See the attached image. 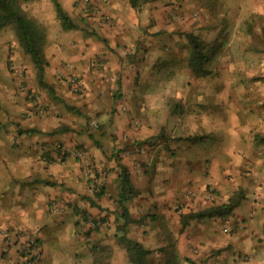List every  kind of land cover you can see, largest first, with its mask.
Segmentation results:
<instances>
[{
    "label": "crops",
    "instance_id": "obj_1",
    "mask_svg": "<svg viewBox=\"0 0 264 264\" xmlns=\"http://www.w3.org/2000/svg\"><path fill=\"white\" fill-rule=\"evenodd\" d=\"M33 1L31 15L49 28L44 73L56 100L46 117L30 111L27 125H10L0 136V226L36 232L42 248L36 264H91L97 240L114 251L110 264H128L117 237L124 223L120 186L126 167L135 187L125 201L127 233L146 247L169 241L181 253L193 240L206 241L208 248L229 241L261 249L264 106L253 104L258 95L249 88L258 84L244 86L243 78L236 83L230 73L194 75L186 34L214 48L228 37V45L239 39L250 48L253 30L246 21L264 17V0H149L138 8L130 0H103L99 12L89 14L82 0H60L79 24L67 30L53 0ZM72 77L80 91L72 88ZM237 96H246L247 103L240 105ZM60 141L82 147L85 155L67 152L63 158L55 145ZM98 179L102 193L84 196ZM239 189L244 198L234 211L206 217L200 235L189 239L197 222L182 227L181 212L221 203L217 192L227 202ZM55 203L66 204L65 212L51 213ZM79 205L88 217L106 218L99 232L86 233L91 224ZM13 251L0 264H23Z\"/></svg>",
    "mask_w": 264,
    "mask_h": 264
},
{
    "label": "rangeland",
    "instance_id": "obj_2",
    "mask_svg": "<svg viewBox=\"0 0 264 264\" xmlns=\"http://www.w3.org/2000/svg\"><path fill=\"white\" fill-rule=\"evenodd\" d=\"M33 2V0H28L23 3L25 9L30 14L31 10L34 9ZM252 20L253 22L246 21L248 23L247 27L253 30L251 49H244L239 39L235 47L228 45L227 41L230 39L229 37L228 39L224 37L227 40L221 43L223 45L220 46V48H214L212 46L213 43H208L205 40L208 44V59L206 61V66L210 72L215 71L221 74L230 73L232 76L235 75L238 80L244 79L242 82L244 86L249 83L258 84L257 87H249L257 91L253 94L251 93V95H258L251 97V99H253V104L256 101H261L259 105L264 106L262 100V97H264V17L259 15L253 17ZM44 24L49 30L48 25L46 23ZM256 30L260 31L256 33ZM233 59L236 60L235 63ZM36 72L31 56L25 53L19 45L15 31L11 27H7L0 31V136H3L2 132L9 130L10 125L15 124L17 126L19 124L20 126L21 124L22 127L27 125L29 123L28 119L33 115L31 112H34L35 115L42 112L44 117L48 115V106L56 99L52 97L54 94H50L47 89L39 86ZM236 83H241V81L239 80ZM221 85L222 88L225 87L224 80L221 81ZM236 99L242 106L247 103L246 96H237ZM222 103H224L223 100ZM14 107L17 108V110L22 108V111L15 112L13 109ZM222 111H224L222 112V116H224L223 119L225 120L227 119L228 112L223 107ZM138 121L140 122L139 126H141V121ZM58 143L63 142H56V148ZM66 153L67 152H61L63 158ZM70 154L72 153L68 152V155ZM243 174L244 172H241L242 176ZM238 181L244 182V178L238 179ZM101 190L102 187L98 191L90 192L85 188L83 195L92 197L96 195V192ZM215 195V198L218 196L217 200L221 203L225 202L224 197L227 198V195L221 194L220 192L215 193ZM205 207L203 206L200 209ZM79 208L84 209L82 205H79ZM66 209V204L58 205L55 203L50 206L49 210L51 213H63ZM182 213L183 211L181 214ZM103 219L106 221V218L100 214H98V216L93 215V217H87L85 220H88L91 225L86 233L88 234L90 229L99 232V222L101 221L102 223ZM193 220H195L197 224L192 226L189 232V239L196 235H200V231L207 224L209 219L203 218ZM226 235H229V232H226ZM98 241L99 240L95 242ZM101 244L111 249V254L107 263L110 264L114 251L110 245L104 244L102 241ZM208 246H211V244ZM241 246L242 245L235 246L233 243L226 241L224 245L212 244V247L208 248L206 247V241L194 243L193 240H191L187 244L186 249H184V251L182 250L180 253L177 244L168 241V243L154 248V253L152 252L153 254L149 256L148 260L149 264H264V243H262V248L257 251L255 249L250 251L245 250L242 249ZM166 248L169 251H166ZM14 249L19 257L18 262L21 260L23 264H36L42 257V248L36 232L28 231L22 227L11 230L7 226H0V260H7V258L14 253ZM159 249L162 250L158 251ZM126 260L128 264H130L127 249Z\"/></svg>",
    "mask_w": 264,
    "mask_h": 264
},
{
    "label": "trees",
    "instance_id": "obj_3",
    "mask_svg": "<svg viewBox=\"0 0 264 264\" xmlns=\"http://www.w3.org/2000/svg\"><path fill=\"white\" fill-rule=\"evenodd\" d=\"M28 0H0V31L11 27L16 34L18 43L23 51L31 56L36 68L37 79L40 86L46 88L54 94V87L45 79L46 55L45 46L47 43L48 29L47 26L36 17L31 15L24 7L23 3ZM133 7L138 8L149 0H130ZM56 7L57 16L63 29H74L79 24L74 20L70 13L64 8L60 0H53ZM187 37L191 44L189 55V66L196 76H203L210 73L206 66L208 59V44L200 36L188 32ZM67 107L72 108L67 104ZM102 191V190H101ZM100 192V191H99ZM97 192V193H99ZM100 192L99 194H101ZM135 193V187L131 180L130 173L126 167L122 168L121 186H120V203L122 204V216L124 223L118 226V240L127 249L130 264H149V256L154 251L148 248L138 239L127 233V225L130 222L128 208L125 205L131 196ZM244 198L243 189H239L229 200L224 203H218L207 206L199 210L186 211L181 214V224L185 227L193 219H203L213 216H226L231 214ZM83 217L87 219V211L80 208ZM93 261L92 264H107L111 254L108 246L102 245L101 241L93 243Z\"/></svg>",
    "mask_w": 264,
    "mask_h": 264
},
{
    "label": "built area",
    "instance_id": "obj_4",
    "mask_svg": "<svg viewBox=\"0 0 264 264\" xmlns=\"http://www.w3.org/2000/svg\"><path fill=\"white\" fill-rule=\"evenodd\" d=\"M103 0H82L84 7H85V12L86 13H97L100 10V3ZM70 82H72V88L75 91H80L81 89V83L78 81L76 78H71ZM74 86V87H73ZM92 123L94 125H97V122L95 119L92 120ZM140 122L138 120L135 121V125L139 126ZM57 149L63 153L69 152L72 153L73 155L77 157H83L85 155V150L82 147L79 146H74V147H69L66 146L63 143H58L57 144ZM102 187V182L98 180H93L92 184L88 186L87 190L90 192H95L98 191Z\"/></svg>",
    "mask_w": 264,
    "mask_h": 264
}]
</instances>
